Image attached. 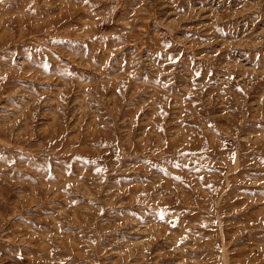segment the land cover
Masks as SVG:
<instances>
[{
	"label": "rangeland",
	"instance_id": "374dc122",
	"mask_svg": "<svg viewBox=\"0 0 264 264\" xmlns=\"http://www.w3.org/2000/svg\"><path fill=\"white\" fill-rule=\"evenodd\" d=\"M0 264H264V0H0Z\"/></svg>",
	"mask_w": 264,
	"mask_h": 264
},
{
	"label": "bare ground",
	"instance_id": "6f19581e",
	"mask_svg": "<svg viewBox=\"0 0 264 264\" xmlns=\"http://www.w3.org/2000/svg\"><path fill=\"white\" fill-rule=\"evenodd\" d=\"M65 6V5H64ZM80 59V58H79ZM117 85V84H116ZM120 87V86H119ZM156 88V87H155ZM155 100V99H154ZM154 100H153V98H152V101L154 102ZM152 102V103H153ZM156 102V101H155ZM156 109V108H155ZM181 109V108H180ZM94 127V126H93ZM157 132V131H156ZM92 135V134H91ZM92 137V136H91ZM95 139V138H94ZM103 140V139H102ZM101 141V140H100ZM104 145V144H103ZM184 145V144H183ZM185 160V159H184ZM182 161V160H181ZM169 163V162H168ZM170 164V163H169ZM96 171V170H95ZM111 177V176H110ZM122 186V185H121ZM119 188H121V187H119ZM119 190H121V189H119ZM126 190V189H125ZM176 190V189H175ZM124 191V190H123ZM122 191V192H123ZM174 192V191H173ZM93 193V192H92ZM5 224V223H4Z\"/></svg>",
	"mask_w": 264,
	"mask_h": 264
}]
</instances>
